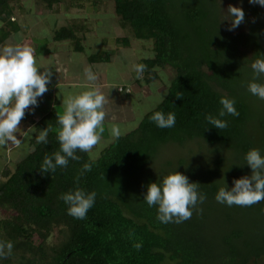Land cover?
I'll list each match as a JSON object with an SVG mask.
<instances>
[{"label":"trees","instance_id":"16d2710c","mask_svg":"<svg viewBox=\"0 0 264 264\" xmlns=\"http://www.w3.org/2000/svg\"><path fill=\"white\" fill-rule=\"evenodd\" d=\"M35 1L50 10L62 0ZM224 3L245 12V22L233 31L227 30L231 19H225ZM113 4L119 25L130 33L115 38L117 47L130 46L131 37L149 41L150 55L137 60L146 65L141 79L148 85L160 78L161 70L172 69L166 94L98 157L77 151L79 160L70 159L67 167L52 173H41L40 166L45 156L59 151L58 102H51L38 122L31 115L28 125H36L28 152L12 168L5 164L0 171V241L13 244L12 254L0 258V264H160L166 259L171 264H251L264 259V202L229 207L215 199L225 184L231 189L235 179L251 175L244 160L250 149L264 155V100L247 89L253 80L251 63L264 58L263 7L248 0H113ZM10 8L7 0H0L4 23L0 42L20 29ZM80 30L72 23L61 25L50 39L67 40L81 52L85 37ZM112 51L92 53L88 61L108 62ZM141 79L125 84L124 91L131 84L142 88ZM257 82L264 83V76ZM221 97L234 99L239 112L238 117L221 118L228 122L223 130L205 119L209 114L218 117ZM155 111L175 113V126L157 127L150 119ZM46 127L52 129L48 143H37L36 136ZM85 163L92 168L81 175ZM174 171L199 183L198 191L207 198L190 219L165 224L157 219V206L149 207L144 196L150 183H160ZM77 187L97 193L84 220L70 216L60 199ZM213 216L223 235L220 250L211 248L213 229L204 228ZM51 236L54 240L47 242ZM136 242H142L138 251L133 247Z\"/></svg>","mask_w":264,"mask_h":264},{"label":"clouds","instance_id":"9594fccd","mask_svg":"<svg viewBox=\"0 0 264 264\" xmlns=\"http://www.w3.org/2000/svg\"><path fill=\"white\" fill-rule=\"evenodd\" d=\"M190 3V0H186ZM252 5L264 7V0H248ZM231 19L228 31H233L245 22V12L242 7L229 4L227 9ZM43 68V71L40 69ZM253 80L247 84L248 91L264 100V83L257 82L264 76V58H257L251 63ZM146 69V65L137 64L134 70L137 78H140ZM51 71L48 67L38 63L35 50L29 45H4L0 47V147H6L9 143L19 147L21 144L17 133L21 128L26 110L38 106V98L48 91L51 83ZM88 81H95L96 75L90 68L85 69ZM58 86V85H57ZM182 98V93H177ZM106 97L98 88L89 87L85 91L68 95L63 98L62 112H57L56 119L59 128L56 130L59 142V151L54 157L45 156L40 166L41 173L55 172L57 167H67L69 160H79L77 151L92 154L93 149L101 143L105 131L104 121L106 118ZM162 102V101H161ZM218 117L206 115L208 124L219 130L226 129L228 122L222 117L226 115L239 116L235 107V100L221 97ZM157 127L171 128L175 126V113L165 114L155 111L151 117ZM29 132L33 129L29 128ZM51 127L42 129L36 136L37 143H48ZM111 136L119 139L123 132L117 124L110 125ZM95 157L92 156V159ZM245 163L251 169L250 176H243L233 181V186L228 189L226 184L217 192L215 199L218 203L241 207H251L264 202V155L257 148L250 149L245 157ZM242 166V165H240ZM92 165L85 163L84 171H91ZM79 183V176L76 178ZM225 183V182H224ZM199 183L190 182L189 178L179 171L171 172L162 177L160 183L152 182L147 187L144 200L149 207L157 206V219L161 223H182L190 219L193 210L198 204L206 200V194L198 191ZM97 193L86 192L77 187L63 193L60 199L68 205L67 212L75 219L84 220L95 204ZM134 233L130 231L129 238ZM133 247L138 251L142 242H136ZM13 244L11 241H0V258H7L12 254Z\"/></svg>","mask_w":264,"mask_h":264},{"label":"rangeland","instance_id":"374dc122","mask_svg":"<svg viewBox=\"0 0 264 264\" xmlns=\"http://www.w3.org/2000/svg\"><path fill=\"white\" fill-rule=\"evenodd\" d=\"M7 2L12 10L11 19L18 23L20 29L1 41L0 47L17 44L33 47L38 63L48 67L52 73L49 85L57 82L58 86L54 88L52 94L50 93L51 96L48 97L47 91L42 97H39L38 106H34L30 111L26 110L27 115L25 114L21 121V128L17 133L21 140L20 146L17 147L9 143L6 147H0V171L5 164L12 168L14 163L28 152V140L33 133L28 129L34 130L36 125H28L29 118L32 115L33 120L38 122L41 110L44 109L42 112L48 111L49 105H52L51 102L55 99L60 112H62L63 98L79 94L89 87L98 88L108 97L105 105V131L101 143L93 149L92 154H89L96 158L99 156L100 150L114 139L110 133V125H119L123 134L131 131L137 126L142 116L153 109L165 96L168 82L173 76V70L168 67L159 72V79L148 85H145L141 76L139 78L143 86L140 88L141 90L131 84L124 91L123 86L126 82L138 79L134 66L138 64L137 60L140 57L145 58L150 55L151 43L137 41L131 37L130 46L117 47L115 38L130 35V33L128 29L119 25L113 0H101L95 4H92L91 0H62L50 10L36 3L35 0H7ZM227 8L228 4L224 3V9ZM262 12L264 15V7ZM68 23L74 24L84 34L81 52L72 49L67 40L54 42L50 39L55 28ZM1 24L4 25L2 20H0ZM103 39L106 42H103ZM46 48L52 51L42 53L41 51ZM108 49L114 50L110 52L108 62L90 63L88 61V55ZM88 68L96 75L95 81L87 80L85 69ZM43 70V68L40 69V71ZM66 83L68 85H65ZM192 148L198 150L195 145ZM1 181L3 178L0 176ZM1 216L2 211H0ZM218 223V219L213 216L204 224L205 230L212 228L215 232L212 236L214 241L210 243L211 248L216 250L221 249V236H223L217 232V229L220 228L217 226ZM208 226L209 228H207ZM206 237L208 238V236ZM53 240L54 237L51 236L47 242ZM263 263L264 259H260L257 263L251 261V264ZM160 264H171V262L166 259Z\"/></svg>","mask_w":264,"mask_h":264},{"label":"crops","instance_id":"0c3cea01","mask_svg":"<svg viewBox=\"0 0 264 264\" xmlns=\"http://www.w3.org/2000/svg\"><path fill=\"white\" fill-rule=\"evenodd\" d=\"M131 81H132V79H131ZM125 84H127V82H126ZM57 85H58L57 82H56V83H53L52 85H48V87H49V89H48V97L51 96L50 93L52 94L54 88H55ZM65 85H68V83H66ZM127 86H128V85H127ZM55 100H56V99H55ZM50 106H51V105H49V107H50ZM42 111H44V109L41 110V115L39 116L38 119H40V117L45 113V112H42Z\"/></svg>","mask_w":264,"mask_h":264}]
</instances>
